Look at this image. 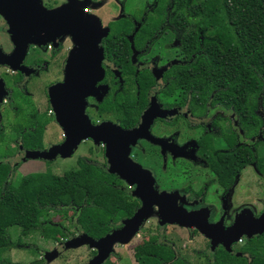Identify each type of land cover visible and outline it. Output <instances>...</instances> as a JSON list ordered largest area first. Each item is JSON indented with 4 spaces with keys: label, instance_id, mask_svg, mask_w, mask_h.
I'll use <instances>...</instances> for the list:
<instances>
[{
    "label": "flooded vegetation",
    "instance_id": "af4514ba",
    "mask_svg": "<svg viewBox=\"0 0 264 264\" xmlns=\"http://www.w3.org/2000/svg\"><path fill=\"white\" fill-rule=\"evenodd\" d=\"M170 2L171 0H167L165 10L161 11L163 18L159 24L147 27V19L152 17L148 14V7L132 11L131 0H38L39 5L50 13L68 11L73 16L87 15L89 21L98 22L101 33L104 34L99 44L103 53L101 61L103 75L95 83L94 91L84 99L82 97L68 99L67 94L74 93L63 92L60 102L66 109L60 113V122L56 121L49 90L55 85H65L71 75L69 59L76 47L73 36L59 30L43 41L30 42L20 60L9 34V24L0 14L2 16L0 31L9 37V45L5 41L0 42V66L6 68L3 72L6 76L0 78L2 82L5 77L12 78L15 87L10 90H6L5 87L0 89V106L6 105L8 108L11 106L15 114L21 117L24 116V112L28 113L26 109L29 108L32 112L30 114H33V117L28 118L29 126H44L43 149L25 150L19 140L18 151L22 157H26L29 152H44L50 149L46 148L44 130L46 126L53 124L60 130L57 145L64 144L70 134L80 135L82 139L79 145L90 144L86 153H89L90 148L94 150L100 146L103 164H107V143L99 139L96 143L94 138L86 136L82 131L79 132V129L113 126V134L114 126L126 132L139 130V137L135 141L129 139L126 146L122 147L121 156L124 155L150 173L155 191L177 194L180 209L196 212L203 218L206 212L204 214L202 211L207 210L210 224L223 221L222 227L215 229V234L219 240L226 242L228 238L223 236L225 229L230 228L243 211L244 204L239 197L241 191L238 192L240 188L237 187L241 185V173L244 169L234 175L229 184H223L216 171L217 167L223 166L224 163L220 161V157L235 155L246 145V148H252L253 151V147L257 145L256 152L259 145L264 146L263 132L258 131L248 140L243 139L242 126H239L236 113L212 105L207 97L201 102L195 98L197 93H194L190 85L184 87L182 73H187L189 77L192 71L191 66L185 65L189 63L188 59L180 62L154 54L162 33L173 30L167 21L171 16ZM44 42L49 43L44 47L39 46ZM167 50H170V47ZM4 61H8L11 66H20L21 61L24 69L15 70ZM76 73L80 76L82 69H77ZM48 76L55 79L45 89V107H39L43 100L32 97L29 88L34 89L36 78L43 79ZM16 89L24 92L23 99L27 97L28 104H24L22 108L21 104L14 106L12 103L11 92ZM36 104H39L38 107ZM47 108H50L48 112L45 110ZM217 115H221L224 121L227 118L226 126L216 125L213 117ZM23 125L19 121L15 126ZM195 134L198 135L197 139ZM217 137L229 138L230 148L227 146L225 150L216 152L214 139ZM132 192L133 190L129 194ZM134 199L140 207V201L135 197ZM211 209L219 211L217 217L211 214ZM262 213L263 211L254 216L258 217ZM157 215L159 219L157 226L161 229L160 217ZM252 238L245 239L249 243ZM210 242L209 240L212 252L226 251L221 243L211 249ZM244 245L243 242L235 243L230 252H237L235 255L241 257L238 251Z\"/></svg>",
    "mask_w": 264,
    "mask_h": 264
},
{
    "label": "trees",
    "instance_id": "16d2710c",
    "mask_svg": "<svg viewBox=\"0 0 264 264\" xmlns=\"http://www.w3.org/2000/svg\"><path fill=\"white\" fill-rule=\"evenodd\" d=\"M195 8L202 13L204 25L214 28V40L201 41L199 47L188 52L189 63L185 65L191 66L193 73L189 77L182 73L183 82L190 84L194 93H207L212 105L241 114L244 126L255 121L256 126H263L264 118L256 113L264 105V0H205ZM43 128H15L25 150L43 149ZM256 147L254 151L243 148L235 155L220 157L224 163L216 171L223 184H229L248 165H260ZM77 166L62 176L37 173L14 184L15 168L0 153V253L12 246L11 227L20 228L23 236H44L56 229L65 237L73 228L92 239H101L119 230L121 222L134 215L139 203L123 187V180L109 174L106 163L81 157ZM51 214L63 221L69 218L70 226L51 221ZM262 238L264 233L252 238V245L239 249L241 257L235 255L237 252L215 250L208 264H264ZM259 248L263 252L258 253ZM134 260L136 264H188L162 233L136 247Z\"/></svg>",
    "mask_w": 264,
    "mask_h": 264
},
{
    "label": "rangeland",
    "instance_id": "374dc122",
    "mask_svg": "<svg viewBox=\"0 0 264 264\" xmlns=\"http://www.w3.org/2000/svg\"><path fill=\"white\" fill-rule=\"evenodd\" d=\"M202 1L205 0H171L169 4L171 8V16H169L167 21H169V24L172 26L173 30H168L166 33H162V38L154 52L156 56H166L168 60L174 59L180 62L186 61L192 49L199 47L202 42H204V40H214V28L210 25H204L202 13L198 12L195 8V6L200 4ZM166 2L167 0H131V10L133 11L136 8L140 10L143 7H148V14L152 15V17L147 19L146 26L155 27L159 24L161 18H163L161 11L163 9L165 10ZM1 17L2 16H0V21ZM8 40L9 37L7 34L4 35L2 31H0V42L5 41L9 45ZM176 42L177 44L175 45ZM48 43L49 42H44L43 44H39V46L44 47ZM169 47L170 50H167ZM22 69H24L23 66ZM5 70V66H0V76H3V78L6 76L5 74L3 75ZM178 70L179 69L177 68V71ZM192 73L193 71H191V75ZM54 79L55 78L53 76H48L43 79L36 78L34 89L29 88V91L32 92V97L36 98V100H43V103L40 105L38 104L39 107L44 106L45 89L50 83H52ZM4 81L2 82V79L0 78L1 90L4 87L6 90L15 88L13 86L12 78L5 77ZM188 85L190 84L184 83V87H187ZM23 93L17 89L13 93L11 92V97H13L12 103L14 106L21 104L22 108L24 104H28L26 100L27 97L23 99ZM207 96L208 94L205 92L195 94V98L201 102L206 99ZM8 103L10 106L9 100ZM211 103L213 104L212 100ZM38 105L36 104V107H38ZM201 107L203 108V105H201ZM45 110L48 112L50 108ZM26 111L28 113L24 112V116L21 117L15 114V110L12 109L11 106L10 108H8L6 105L0 106V153L4 154L5 161L10 163V165L15 168V174L13 177L14 184H16L21 178L31 174L50 173L55 176H62L66 172L76 170L78 168L77 161L81 157H87L90 160L100 164L104 163L101 154L102 149L100 146L95 147L94 150L90 148L89 153H86L90 147V144H78L79 146H77L76 150H74V152L67 157L58 156L53 160H42L27 158L24 156L26 158L25 159L18 151L20 141L18 136L15 135V128H18V126L15 125L21 121L24 124V128L29 126L28 118L33 117V114H30L32 112H30L29 108H27ZM196 114L200 115V113ZM256 114L264 118V105L262 106V109H258ZM236 115L239 118V126H242L244 134L243 139L248 140L251 135L257 134L258 131L263 132L264 135V123L263 126H256L257 124L255 125V123L257 121H255L251 124V126H244L241 119V114ZM213 119L215 120L217 126L227 125V118H225L226 121H224V118L221 115H217L213 117ZM196 132L198 133L199 131ZM59 134L60 130L58 126H54L52 124L51 126L45 127L44 139L47 149L57 146L58 140L60 139ZM197 136L198 135L195 134V139H197ZM214 140V144L217 148L216 152L225 150L227 146L230 148L229 144L231 140L229 138L221 139L217 137V139ZM244 146L245 145H242V147ZM256 159L260 165L258 167H256L254 164L248 165L242 171L241 185L237 187L240 188L238 192L241 191V195H239V197L244 204L242 206L243 210H250L253 214H259L262 211L264 212L263 145L258 146L256 150ZM123 182L124 183L122 184L124 188H126L129 192L132 190L134 191V186L127 184L125 181ZM210 212L215 217H217L219 214V211L215 209H211ZM157 214L158 207L156 206L154 207L153 214L145 220L142 227L138 230L137 234L130 240L128 244L114 245V252L109 256L107 261L111 264H136L134 260V250L136 247L142 245L143 242L152 236H156L158 233L165 234L167 240L169 241H173V237L179 239V237H176L174 227L165 226L161 227V229L158 228L157 224L159 219ZM49 219L53 222H63L67 228L70 226L69 218L63 221L59 216L51 214ZM8 232L12 246L0 253V264H33L38 261H43V264H89V261H91L98 253L96 249L89 248L86 245H81L77 248L66 249L59 253L55 259H50L48 257L49 254L56 251L61 244L72 239H76L78 236H80L81 233L74 230L73 228L69 229L68 234L65 237L56 229L48 230L47 234L44 236L40 233H32L27 236H23L21 234L20 228L18 227L9 228ZM182 232L183 231H181L179 228L178 233L184 236L185 233L183 232V234ZM246 240L247 239H245V237H242L243 245L247 244L248 246L252 243H248ZM259 241L261 242L262 246H264V238L260 239ZM253 244H256V242ZM203 247L204 245L196 246L188 243L187 240H183L181 245H179L180 249H178V251L180 255L189 262V264H208V259L205 258V256L206 254L209 255V250ZM261 251L262 250L260 248L257 250L258 253ZM245 257H247V255H245Z\"/></svg>",
    "mask_w": 264,
    "mask_h": 264
},
{
    "label": "water",
    "instance_id": "95a60500",
    "mask_svg": "<svg viewBox=\"0 0 264 264\" xmlns=\"http://www.w3.org/2000/svg\"><path fill=\"white\" fill-rule=\"evenodd\" d=\"M0 14L4 16L9 24V34L16 46V53L22 60L26 46L33 41H43L46 37L58 32L66 31L71 34L76 43L69 59V70L71 75L65 85H55L50 88L52 108L56 112V121L60 122V113L66 109L60 100L64 91L73 92L67 94L68 99H83L94 90L95 83L103 75L101 67L102 49L99 46L102 37L101 27L95 20L88 19L87 15H75L68 11H57L56 13L45 11L38 3V0H0ZM9 64L8 61H4ZM13 69H22L20 66H11ZM81 68L82 74L78 76L76 70ZM148 121V120H147ZM99 126L88 129H79L88 137L103 140L107 143L106 158L109 174H116L127 184L134 186L132 196L137 198L141 206L134 215L121 222L122 227L114 230L101 239H92L85 234H80L78 238L72 239L60 245V247L49 254L50 259H55L59 253L66 249L77 248L86 245L96 249L97 255L89 261V264H104L109 256L114 252V245L128 244L137 234L145 220L153 214L154 207H158L160 226L175 224L180 227L195 228L202 235L211 241V249L218 244H223L226 251L230 252L233 244L245 237L250 239L264 233V212L255 217L252 211L243 210L236 217L234 224L225 229L223 236L227 241L219 240L215 234L217 227H222L223 221L216 224L208 222L209 212L203 218L196 212H187L178 206L179 196L175 193L157 192L154 190V181L150 173L143 170L137 164L131 162L120 152L126 146L129 139L135 141L139 137V130L126 132L119 127ZM109 138V140H107ZM81 136L70 134L67 141L62 145L51 147L44 152H29L27 158L53 160L61 156H70L76 150ZM126 142V143H125ZM217 230V229H216Z\"/></svg>",
    "mask_w": 264,
    "mask_h": 264
},
{
    "label": "crops",
    "instance_id": "0c3cea01",
    "mask_svg": "<svg viewBox=\"0 0 264 264\" xmlns=\"http://www.w3.org/2000/svg\"><path fill=\"white\" fill-rule=\"evenodd\" d=\"M165 226H168V227L171 226V227H174V228H175V234H176V237H179V239L173 237V241H174V242H173L172 240H170V242L172 241V243H174L178 255H179L182 259H184L188 264H189V262H188L183 256H181L180 253H179V251H178V249H180V248H179V245H181V243L183 242V240H187L188 243H190V244H192V245H196V246L204 245L203 248L209 250V255L206 254V256H205V258H207L208 261H209V256H210L211 254H213L214 251L212 252V251L210 250V248H209V239L206 238L204 235H202L198 230H196L195 228L180 227V226L175 225V224H168V225H165ZM161 227H163V226H161ZM179 228L181 229V231H183V232L185 233L184 236H182L181 234L178 233V229H179ZM183 232H182V233H183ZM184 233H183V234H184ZM181 238H182V240H181ZM178 241H179V242H178ZM181 241H182V242H181ZM210 243H211V242H210ZM177 247H178V248H177Z\"/></svg>",
    "mask_w": 264,
    "mask_h": 264
},
{
    "label": "built area",
    "instance_id": "2783aa9c",
    "mask_svg": "<svg viewBox=\"0 0 264 264\" xmlns=\"http://www.w3.org/2000/svg\"><path fill=\"white\" fill-rule=\"evenodd\" d=\"M241 242H242V240H241V239H239V241H238L237 243L239 244V243H241Z\"/></svg>",
    "mask_w": 264,
    "mask_h": 264
}]
</instances>
